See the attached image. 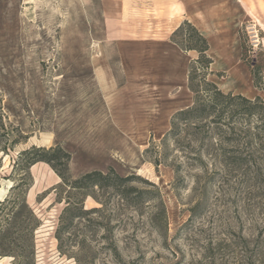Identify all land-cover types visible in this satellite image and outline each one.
<instances>
[{"label":"rangeland","instance_id":"1","mask_svg":"<svg viewBox=\"0 0 264 264\" xmlns=\"http://www.w3.org/2000/svg\"><path fill=\"white\" fill-rule=\"evenodd\" d=\"M106 4L0 0V264H264V105L235 97L264 103V0L217 26V72L190 61L187 107L229 97L174 124L169 56L105 40ZM145 12L126 32L163 38Z\"/></svg>","mask_w":264,"mask_h":264},{"label":"crops","instance_id":"2","mask_svg":"<svg viewBox=\"0 0 264 264\" xmlns=\"http://www.w3.org/2000/svg\"><path fill=\"white\" fill-rule=\"evenodd\" d=\"M106 5H108V7L105 6L106 23L110 24L111 21L123 28L117 34H106L105 40L115 41L117 44L132 41L135 55L141 58H151L152 62L156 61L155 65L160 64L158 63L159 56H169L165 61L174 65L175 71L172 73L166 71L164 74L157 72L154 78L153 74L150 78L159 81L160 84L157 83L159 86L164 83V96L172 95L171 93L174 91L171 88L178 92L173 95L176 96V100L169 102V105L175 106L169 114L189 105L188 101L184 102L182 99L185 100L187 97L184 90H187V73L190 61L198 55L194 49L183 51L179 45L169 39L171 33L184 21L193 25L207 39L209 47L206 52L212 58L209 69L211 72H217V68L214 69V59L217 58V26L231 25L232 21L238 18L235 16L236 12L230 11V9L241 8L239 0H117V4L113 7L110 4ZM145 10L156 11L158 14V17L150 18L149 22L163 26L165 31L163 38H157L153 34L131 36L126 32L125 25H143L144 18L149 17ZM174 55L179 57L176 62L173 58ZM106 74L108 77V73Z\"/></svg>","mask_w":264,"mask_h":264},{"label":"trees","instance_id":"3","mask_svg":"<svg viewBox=\"0 0 264 264\" xmlns=\"http://www.w3.org/2000/svg\"><path fill=\"white\" fill-rule=\"evenodd\" d=\"M183 24L189 25L192 28L193 33H194V35L196 37L195 41H190L186 46H181V44L177 40H175L174 37H173L175 34L177 35L179 33V31H181V26ZM171 40L173 42H175L177 45H179V47H181L182 49H187V50L194 49V50H196L198 52V57L196 59H194L192 63H198V62L204 61L205 68L210 66V63L212 62V58L209 57L207 52H206L208 50V47H209L208 41L189 22L184 21L180 26H178L173 31V35L171 37ZM195 70L196 69H194V67H192V65H190L189 76H188V79H189V82H190L189 86H190V84L192 82V75H193V72ZM255 86L260 88V89H264V87H259L257 84H255ZM214 88L216 90H214L213 94L211 95V97L209 99H201V98L195 99V101H194L192 106H189L187 108H184V109H181V110L177 111V114L175 115V117L173 118V121H172L173 124H174V122H176L177 119L178 120L179 119H187L191 114H193L194 117H198V116L202 115L205 112L206 108L211 106V105H209V103L212 104V105H215L217 103V102H213V100H217V95L220 96V97H223V98L229 97V94L224 95L220 91H217V88L215 86H214ZM235 97L241 98L243 101H246L251 107L257 101H259L261 104L264 105V103H262V101L260 100V97L258 95L256 96L255 100H250V99H247V98L242 97L240 95H236ZM206 103H208V104H206ZM38 150H43V147L31 146L29 149H24L20 153L21 154H27V153H29L31 151H38ZM110 177H111V175H103L101 172H97V171L87 173V174H85L83 176L84 179L91 181V183H93V185H99V186L102 184V181H99L100 178L108 179ZM112 178L114 180L115 179H119V180L129 179L127 177H121V176L116 175V174H114V175L112 174Z\"/></svg>","mask_w":264,"mask_h":264}]
</instances>
